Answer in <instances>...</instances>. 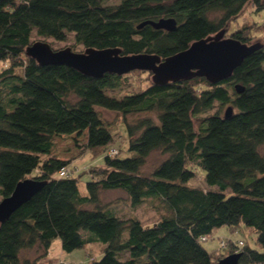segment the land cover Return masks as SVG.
Masks as SVG:
<instances>
[{"label":"trees","instance_id":"1","mask_svg":"<svg viewBox=\"0 0 264 264\" xmlns=\"http://www.w3.org/2000/svg\"><path fill=\"white\" fill-rule=\"evenodd\" d=\"M247 7L259 14L264 0H0V64L8 63L0 70V195L28 178L43 182L0 224V264H37L55 239L66 253L90 256L98 246L102 255L89 264H217L236 250L239 264H264V38L257 35L264 21L238 23ZM161 18L174 19L175 29L140 26ZM232 22L238 28L230 37L259 47L217 83L150 78L120 94L128 73H152L95 78L25 54L35 31L59 41L73 33L83 48L166 58L229 32ZM98 108L121 117L130 156L119 157ZM84 132L85 148L103 152V164L60 177L61 168L75 164L53 153L54 138ZM154 151L164 157L145 173ZM195 168L206 187L190 184ZM111 190L125 193L131 208L158 201L163 213L150 224L119 214L103 202ZM222 227L231 234L247 229L255 245L225 238L224 251L218 243L208 252L202 243L209 239L201 238Z\"/></svg>","mask_w":264,"mask_h":264},{"label":"water","instance_id":"2","mask_svg":"<svg viewBox=\"0 0 264 264\" xmlns=\"http://www.w3.org/2000/svg\"><path fill=\"white\" fill-rule=\"evenodd\" d=\"M150 24L156 29L174 30L176 22L172 18H161ZM224 30L215 35L194 41L190 46L174 55L161 58L156 54L122 55L118 48H85L75 52L71 48L53 49L46 41L31 42L25 54L40 65H66L78 72L99 78L106 73L122 75L132 70L152 73L156 84L186 80L194 76L205 77L210 83H217L231 76L245 57L259 45L244 44L232 37H224ZM238 92L242 91L236 86ZM231 108L225 114L229 115ZM43 186V182L25 179L17 183L12 193L0 200V224L22 204L27 202ZM240 253H231L218 260L217 264H239Z\"/></svg>","mask_w":264,"mask_h":264},{"label":"rangeland","instance_id":"3","mask_svg":"<svg viewBox=\"0 0 264 264\" xmlns=\"http://www.w3.org/2000/svg\"><path fill=\"white\" fill-rule=\"evenodd\" d=\"M115 1V0H113ZM241 20L238 23L247 22L249 20L254 21H264V10H262L259 14L257 13H249V7L246 8L244 15L242 16ZM238 28V25L236 22H232L229 26V32L227 31L224 33V37H230L229 33L235 31ZM255 31L259 30V28L254 27ZM259 38H264V31L257 33ZM46 41L53 49H62L69 47L75 52H82L85 48H83L82 45L77 44L75 41V38L73 36V33H70L67 35V38L63 41L55 40L53 38H45L38 36L35 31L32 32L31 42L35 41ZM259 41V40H255ZM8 63H2L0 64V70L7 67ZM16 73H20V70L17 69ZM147 75V73L142 72H131L128 73L127 77V84L125 85L123 90L120 91V94L124 92L134 91L138 90L142 87H144L148 82H150V78L152 76ZM148 79V80H147ZM227 107L221 108V113H224ZM219 110V107H216L211 110L210 113H214ZM98 113L101 116V118L104 120V122L107 124L110 131L114 134V142L113 146L118 148L120 150L119 157H127L131 154L127 150V138L124 131V127L122 124L121 117L113 112L108 111L102 108H98ZM54 145H53V153H55L58 156H62L68 161L75 164L76 173L78 171H81L83 169L89 168V166H100L103 164V152L100 153V151H87L85 148V142H86V133L84 132L80 136H76L75 134L63 136V137H55L54 138ZM264 147L262 148V150ZM164 156L160 154L158 151L152 152L148 158L147 161L143 167V171L145 173H148L152 170L154 166H156ZM90 170V169H89ZM196 175L193 179L190 180V184L193 186L198 187H206L204 180H203V171L201 173L200 170L196 169ZM89 179V176L87 174H84L80 177L79 181V187L80 190L84 191V183H86ZM125 193H123L121 190H111V191H105L102 194L103 202H106L107 205L114 208L118 211L119 214L122 215H133L137 218H139L142 222L150 224L155 221H157L160 217V214L163 213V210L160 209V204L158 201L150 200L146 201L137 208H131L128 204V201L125 200ZM2 199L0 195V200ZM254 233H250L247 229H242L238 233L231 234L230 230L226 227H222L218 229L216 232H213L210 236L209 240L202 243L203 247L210 253L214 254V250L217 248L218 243L220 244L221 239L230 238L231 240H242L249 244L250 246H254ZM59 239H55L52 241L51 247H50V253L49 255L55 257L57 260L55 264H57L58 255L61 251V246H59ZM224 251V249L222 248ZM102 255V251L99 250L98 246H95L93 249H91L90 256L86 254L85 250L77 249L70 253H63V256L67 261H69L71 264H89L92 259H99ZM227 256V255H226Z\"/></svg>","mask_w":264,"mask_h":264},{"label":"built area","instance_id":"4","mask_svg":"<svg viewBox=\"0 0 264 264\" xmlns=\"http://www.w3.org/2000/svg\"><path fill=\"white\" fill-rule=\"evenodd\" d=\"M110 152H111V154H115L116 153V150H111ZM75 172H76V169L75 168L74 169H69V167H63V168H61L59 170L58 174H59L60 177H68V176H72ZM209 238H210V236L207 235V236H203L201 238V240L202 241L203 240L205 241V240H207ZM226 243H227L226 239H224V240L221 239L219 245L221 246V248L224 249L226 247ZM242 244H243L242 242H239L238 243L239 246H241ZM234 253H237V250ZM57 264H70V263L69 262H66V261H58Z\"/></svg>","mask_w":264,"mask_h":264},{"label":"crops","instance_id":"5","mask_svg":"<svg viewBox=\"0 0 264 264\" xmlns=\"http://www.w3.org/2000/svg\"><path fill=\"white\" fill-rule=\"evenodd\" d=\"M57 240V239H56ZM60 241V240H59ZM59 246H61V244H60V242H59V244H58ZM51 247V246H50ZM49 253H50V249H49V252H48V254L45 256V257H43L42 259H40L38 262H37V264H55L56 263V261L55 260H57L55 257H53L52 255L50 256L49 255ZM63 251H62V249H61V251H60V253H59V255H58V258H65L64 256H63Z\"/></svg>","mask_w":264,"mask_h":264},{"label":"bare ground","instance_id":"6","mask_svg":"<svg viewBox=\"0 0 264 264\" xmlns=\"http://www.w3.org/2000/svg\"><path fill=\"white\" fill-rule=\"evenodd\" d=\"M58 261H66V262H69L67 261L65 258H60ZM58 263V262H57ZM70 263V262H69ZM71 264V263H70Z\"/></svg>","mask_w":264,"mask_h":264}]
</instances>
